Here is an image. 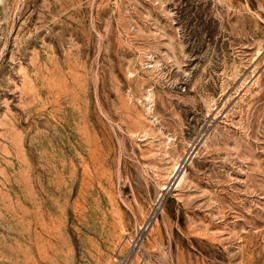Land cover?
Instances as JSON below:
<instances>
[{
	"label": "rangeland",
	"instance_id": "rangeland-1",
	"mask_svg": "<svg viewBox=\"0 0 264 264\" xmlns=\"http://www.w3.org/2000/svg\"><path fill=\"white\" fill-rule=\"evenodd\" d=\"M0 1V264H264V0Z\"/></svg>",
	"mask_w": 264,
	"mask_h": 264
},
{
	"label": "bare ground",
	"instance_id": "bare-ground-1",
	"mask_svg": "<svg viewBox=\"0 0 264 264\" xmlns=\"http://www.w3.org/2000/svg\"><path fill=\"white\" fill-rule=\"evenodd\" d=\"M1 2V1H0ZM4 2V1H3ZM6 2V1H5ZM1 22V21H0ZM150 95H151V93H150ZM151 102V101H150ZM218 112V111H217ZM228 118V117H227ZM194 144V143H193ZM190 150H192V149H190ZM185 152V151H184ZM187 153V152H186ZM208 155V154H207ZM228 163V162H227ZM254 166V165H253ZM178 172V171H177ZM183 180V178L181 179V181ZM257 210V209H256ZM25 211V210H24ZM24 213V212H23ZM252 215V214H251ZM29 222V221H28ZM39 246V245H38ZM43 250H44V248H43ZM40 257V256H39ZM36 259V258H35ZM12 260V259H11ZM39 261V260H38ZM119 261V260H118Z\"/></svg>",
	"mask_w": 264,
	"mask_h": 264
}]
</instances>
